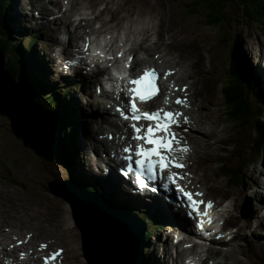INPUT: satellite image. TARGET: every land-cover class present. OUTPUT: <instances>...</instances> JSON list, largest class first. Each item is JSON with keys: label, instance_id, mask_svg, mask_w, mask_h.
I'll use <instances>...</instances> for the list:
<instances>
[{"label": "rangeland", "instance_id": "374dc122", "mask_svg": "<svg viewBox=\"0 0 264 264\" xmlns=\"http://www.w3.org/2000/svg\"><path fill=\"white\" fill-rule=\"evenodd\" d=\"M25 1L26 0H8L9 6L5 8L6 14L4 16L5 24L8 27L10 33V37L8 41L13 43L15 47L16 46L20 47V51L21 50L24 51V49L26 48L24 46L28 44L27 42L29 37L32 35H38L37 42L33 45L35 50L31 54V58H32L31 64H33L34 62L35 67H37V62H39L40 64L39 72L41 71V76L44 78L48 76V81L51 82L52 83L51 85L55 86L56 88L53 89L51 87H45L41 82L42 79L39 77V79L41 80L40 81L41 85L45 90H47L45 93L50 94V92L51 93L57 92L56 94L62 98L65 105L66 104L68 105L69 117L72 121L71 123L73 126L69 138L71 139L72 137L73 140L66 142V139L62 136L63 135L62 131L54 125V128L56 130L57 129L59 130V131L57 130L59 132V135L56 134V132L54 131L53 134L55 135V137L52 135L50 142L45 143L47 147L48 145L50 147L51 143H53L54 146V149H52L53 151L51 150V148L48 147V150L49 151L51 150L50 154L48 155V158L50 159L48 160L55 159L58 157L60 145L57 144H58V140L60 139L62 140V143L65 146L67 153L70 150L71 156L70 153L69 155H66L65 163H61L62 165H59V163L53 161L43 162L42 160H40L38 156H36L34 151L22 145V142L12 134V130L10 128V122L7 119V117L0 115V190H1L0 203L3 198V193L5 192L14 193V195L10 197L11 201H8L7 203L8 207H12L14 209V211H11L9 213V216L14 219L10 220L8 218L6 211H9V209L5 206L2 209L1 205H0V218L6 224L14 223L16 225L17 223L19 225L20 222H17L18 220L22 221L23 223L27 221L28 224H32V219H31L32 217L33 224L35 226L41 225L47 228H50L52 226L56 227L59 230V233L64 234L65 232V236L68 240V243L73 248L74 254H76V258L67 259L65 257V251L67 249L66 243L61 244L59 242L58 243L56 242V244L49 246L48 250L52 251L56 249L57 250L63 249L62 257H61L62 261L60 259L58 264H67V262L68 264H88L84 259V255H86V253L82 246V239H83V243H85L86 241V235L83 224L75 220V222L80 228L81 233H79L78 229L75 227L74 229H77L76 234L77 233L78 234L76 235L77 237L75 236V238H73L72 236L73 229L69 226L66 217L67 208L66 206H64L65 204H69V203L64 200L67 199L64 196V194L62 195L57 193L54 188L56 184H60L65 181L67 182V180L69 179L74 182H81V184L82 182H84L83 184L85 185V187L86 185H89L91 187V190L93 189L99 195L101 194L109 201H112L111 198L103 195L99 189L94 188L91 186V184L87 183L85 178L87 179L92 178L93 179L92 181H94V178L92 176L90 177V175L88 174L89 171L88 166L90 165V167H93V169L95 170L94 167L96 162L92 157L93 152L89 153L88 158H85L84 152L87 144L89 145V147L94 146V148L98 144H103V143L105 144V142L101 141L102 140L101 138L103 137H101L100 135H104L105 137L106 133L108 132L115 133V131L113 132V129L109 127H106L104 129V126L102 125L103 121H105L104 116L100 124L98 122L95 123V121L99 119V117L97 115H93V114L91 115V113L86 115V117L88 118H84V116H82L81 120L79 119V122L78 119L76 121V117L71 112L76 113V111H78L79 117L82 113L80 111L81 108L85 112H90V109L87 108L85 104V101H87L88 99L85 95L90 92L88 91L89 87L86 88L87 84H85V82L79 81L80 80L79 78L77 79L72 78L69 79V81H67L68 79L66 81L60 80L58 73L54 69L55 66L53 65L49 70H47L46 64H49L48 62L55 63L54 61H52V57L50 55L51 42H52L51 38L54 35H52V37H49V35L52 34V32H55V30L53 27L52 28L49 27L50 29L47 28L49 30H45V31L43 30L41 31V29L33 28L35 26L33 25L35 24L34 22L28 23V27L25 26L23 20L24 21L26 20L21 16L17 17L16 14H20V13L17 12V7L13 6L14 4L22 3V6L24 5V8H26L28 4ZM37 1H41V0H37ZM128 1L125 2H127L128 5L130 6H132V4L136 6L141 4L145 5L146 1L147 2L150 1L154 6H152L153 8H148L147 11L150 13V15L156 16V19L158 18V20H161L160 22L161 25L159 24V22H156L157 21L156 20L155 21L156 27L154 26L153 29L149 30L150 33H153L155 35V36L154 35L149 36L150 37L149 41L151 42V40H153V44H149V45L146 44L145 50L139 51L137 53L139 57H142L145 59V61H147L146 64H142L141 66L142 67L153 66L155 69L161 71V74H163L164 72H171L172 73L171 77L174 76L179 79L181 77V74L183 73L182 62H184L185 66L189 70L190 69L193 70L192 74L195 73L191 77L184 80V82L182 81L183 84L178 85L179 89L185 88L186 86L187 88L186 93L180 91L179 93H177V95H179L180 97H184L185 95L187 96L188 106L185 107L184 112L186 115L189 116L192 115L191 124L189 126L190 130H188L185 127H183V130H181L182 132H184V135L187 138V139L185 138L184 144L189 143V145H186L189 151L187 152V154H185L186 168L184 170V173H187L189 179L192 178L193 180L196 181V184L200 185L201 189L205 192V197L207 199H211L217 203L223 204L222 209H224L225 211L227 209L228 210L227 213H230L233 210V206H231L232 203L230 199L227 197V191L232 192L235 196V194L239 192L238 190H240V188L245 186L246 183L248 186H253L254 188L252 187L247 189L245 191L246 192L245 194L242 193L245 199L243 203H238L240 209L238 208L236 212L240 218L250 219L252 224H255V222L252 219V217H254V215L256 214L255 208L251 212L245 211L244 212L246 214L245 218L241 212H242L243 204L248 199H251V195H250L251 192L253 190H256L259 193V190L257 188L264 189V185L262 186L259 185L260 183H264V176L260 175V172L263 171L264 169V149L261 152L256 151V148H258L259 144H261L260 137L263 138V136L262 133L260 135L259 133L252 131L253 119H249L248 121L244 122V125L242 122L239 121H236L235 125L232 123V121L228 118V113L224 105L225 95L223 96V91L224 88L226 86H229L230 84L229 69L231 67L230 66L231 61L235 62V65L232 63L231 64L234 66V69L237 70L243 78H244L243 72L247 73L246 71H248L249 73L248 75L256 74L264 82V75H263L264 74V24L261 23L262 21H260L259 23L252 22L244 16L245 8H246L245 3H239V6L237 4L229 5L224 11L221 12L223 18L225 17V20H223L218 26H211L206 20L204 14L202 13L204 12V10L195 7V3H197L198 0H128ZM103 5L104 3L98 5V9H100ZM192 7L202 12L193 9ZM27 10L28 9H26V12L25 10L24 12L23 10L21 11L22 16L24 15L27 16ZM49 13L55 15V12L53 10H50ZM128 21L129 22L136 21L140 32L143 29H145L141 21L137 17L133 19H128ZM11 23L12 26H10ZM173 25H175L174 32H172L169 29V27ZM60 27L61 25L57 24V29L59 28L61 30ZM159 33H161L164 36L165 43L162 42L154 43V39L158 41L159 38L157 37V35ZM19 36H21L22 38L20 37L21 38L20 39ZM19 39L21 41H19ZM132 39H133L132 44L136 46H133L130 49H135L141 45V40L138 36L134 35L132 36ZM118 40L120 44H122L121 41L123 40L122 32L118 34ZM166 44H168V47H164ZM126 46L127 45L124 46L123 50L125 52H129L130 49L127 50ZM23 55L24 54L21 52V56ZM8 58L9 57H6L7 61ZM47 71L49 72V75L48 73H46ZM39 72H37V74ZM0 76L2 81L1 85L4 87L6 86V90L9 92V94L13 95V96L11 95L8 96V100H12V101L10 106L9 103H7L6 112L8 111L9 115L14 113L13 117H15V115L17 116L18 113L13 111L12 105L14 104L12 103H14V101L16 102V100L13 99V97L18 98L19 101L21 99L22 100L20 101L21 104L22 103L25 104L26 101L27 103L26 105L30 104V98L28 94L24 92L22 89H20L18 86L10 84L8 79L5 78V76L2 74L1 68H0ZM174 77L173 79H175ZM58 80L61 81L62 83H60ZM247 82L249 83L250 80L248 79ZM65 89H69L70 95L62 94V91ZM93 94L92 96L90 97L88 96V97L89 98L92 97L91 98L92 101H97L98 98L95 96V93ZM202 95H204V99L201 101V106L203 107V111L207 116L206 121H208L206 126L204 124L199 125L198 122H196L198 120L195 115L198 111L196 106H198L199 99L201 98ZM4 96L7 97V95ZM26 98L28 99V102ZM0 100L1 102H3L2 96H0ZM66 100H70V101L68 102ZM162 100H160V104H163ZM245 100L248 102L251 101L255 105L253 108L246 107L245 108L246 110L255 111L258 108L262 110V116L264 118V97L262 96V94L257 93L253 96L250 97L248 96V98ZM102 101L104 100L99 99L98 102H102ZM31 104L33 105V103ZM74 104L79 109L74 107ZM99 105L100 107L98 108L99 109L98 111H102L100 109H103V105L102 104ZM104 108L107 107L105 106ZM39 111L40 113L41 112L46 113L50 120V113L41 111L40 109ZM193 111H195V114ZM109 112H108L109 120L115 121L116 117L110 115ZM40 113H38L35 116L40 117ZM209 120L214 121L215 126H213L209 122ZM74 121L78 124H76ZM80 122L83 132L80 134V137H78V133H79L78 131L81 130ZM50 124L52 125L51 120H50ZM97 125L99 128L96 129ZM78 128L79 130L77 131ZM101 129L104 130L101 132ZM74 130L77 132H75ZM96 133L98 134V136H100V139L98 140L96 139L97 138ZM33 134L36 137L40 135L38 130L34 131ZM77 137L78 139H76ZM218 139H222V141H224L221 146L216 144ZM78 140H80V142L82 143V146H80V148L76 144ZM97 141H101V143L100 142L97 143ZM111 147L117 148L116 146H111ZM96 148L99 149V146H96ZM205 152L209 153L212 156V158L205 159L204 157ZM77 154H81L82 158L78 157ZM224 157L226 158V163L224 168L225 170L227 169L234 170L236 168L240 170L241 182H239V184H235V183L229 184L228 181L225 179V177L222 175V169L221 166L219 165L220 162L219 159ZM201 160H203L202 164H200ZM80 164H83L82 168L80 167ZM201 166H203L204 169H202ZM82 169L84 173L82 172ZM195 178L198 179L196 180ZM49 186L53 187V189L50 190L48 188ZM235 189L238 190L236 191ZM79 193H81V191H79ZM262 193H264V191H262ZM115 198L117 200L118 199L120 200V198H118L117 195ZM238 201L239 198L237 202ZM79 202L82 203L86 208H88V210L92 211L84 200L79 198ZM123 204L127 205L126 203ZM70 207H71V217L73 219H76L75 214H77L79 220L80 207H78L76 203L74 205V208L72 205ZM37 209L41 210L40 215H37V211H36ZM45 212L48 213L50 217L46 216ZM85 212L88 214L87 211ZM257 212L260 213V211ZM151 215L155 217L154 214ZM146 218H148V215H146ZM157 220L161 221V223L156 222ZM140 222L144 225V223L141 220ZM155 222L154 223L149 222L150 228H148L149 230H147L150 233H153L154 236L149 237L147 238V240H143L142 242V249H143L141 253L142 264H144L145 256L148 258L149 256L151 257L152 253L157 249L156 246L157 244H159V241L161 242V237L164 238V236H161L162 233L158 232V228L161 225L166 226V224H163L164 220L158 218L155 220ZM231 228L232 231L235 233L234 231L235 229L233 227H229L230 231L229 229L228 231L231 232ZM26 230L34 234V232L31 229L27 228ZM155 235L158 239L157 238L155 239ZM249 236H250L249 233L246 235H242V237H245L244 239L248 240L247 245L249 247H253L254 251L258 253L257 251L260 248L258 249L257 246L261 247V245L254 244L255 242L258 241V239L255 238L257 239L255 241V239L253 238L251 239V237ZM30 239H31L30 243L35 242L34 237H31ZM17 240H19V238H17ZM244 241L245 240L239 241L241 247H245L244 250H241L242 248H240L239 251L240 253H232L237 251L236 249H234L232 242L229 244L225 243L226 246H222L224 244L221 245L216 244L213 245L211 249L212 252L221 250L223 253L225 251H228L227 249H229L228 252H230L229 253L230 255L232 253V255L234 254L233 256L236 259L239 260L243 259L245 264H257L256 261L259 258H257L256 261L253 260L254 263L253 262L250 263L248 259L249 256L247 254H245L247 256L246 257L247 259L243 257V251H246V253L251 254L250 253L251 250L248 249V247L244 246L246 244ZM2 242H5L7 244L9 243L10 248H14L17 245L16 242L13 243V241H11L10 239L4 240ZM148 242L151 243L150 246L151 249L146 248V243ZM40 243H45V242L40 241L39 244ZM161 244L162 243H160L159 245ZM260 244H262V247L264 246L263 241ZM148 251H150V253H147ZM221 251L214 258H210V261H208L207 264H222L223 262L226 264H234L231 260L223 261L225 260V258L224 255H222ZM158 252L159 251L157 250L156 252H154L155 257L158 256V255L156 256V253L158 254ZM3 253L4 251L0 247V264H2L1 255H3V257H7L4 256ZM200 257H202V254L200 255ZM250 259L252 260V258ZM162 260L163 259H161V262ZM123 261H125V259H123ZM155 263L160 264V260L158 259ZM92 264H104V263H101L100 261L96 262L94 260Z\"/></svg>", "mask_w": 264, "mask_h": 264}, {"label": "bare ground", "instance_id": "6f19581e", "mask_svg": "<svg viewBox=\"0 0 264 264\" xmlns=\"http://www.w3.org/2000/svg\"><path fill=\"white\" fill-rule=\"evenodd\" d=\"M125 1H128V0H125ZM125 1L124 0H67V2H65V0H41V1L26 0L25 2H27V4H28L27 5L28 7L26 6V8H24V5L22 6V3H19V2H18L19 4H14L13 6L17 7V12L20 13V14H16L17 17L21 16L27 21L26 22L23 20L25 26L28 27V23L34 22L35 24H33V25H35V26L33 28L41 29V31L42 30L43 31L49 30L50 29L49 27H51V28L53 27L55 32L59 31V32L66 33L68 35V38L70 39V41L72 43L71 50H69L70 48L65 49L66 46H64L62 43L59 44V41H60L59 38H56V39L53 38V42L55 44H59V47L61 45L62 50H64V51H75L76 53H78V55H82L83 54L82 49L85 48V44L90 43V41H91V39H89L90 36L100 37L102 40V44H101L102 49L105 50L106 54H109L113 58L117 55L118 51L125 52L123 50L125 45H127L126 46L127 50L132 48L133 46H136V45L132 44V41H133L132 36H134V35L138 36L141 40V45L135 49H130L129 52H126L128 55L133 54L135 57V59L133 61V63L136 62L134 64V67H133V71H134L137 68H141L142 64H146L147 61H145L144 58L139 57L137 53L139 51L145 50L146 44H148V45L153 44V40H151V42L149 41L150 40L149 36L154 35V34L150 33L149 30L154 28V26L156 25L155 24L156 20H157L156 22H159V24L161 25V23H160L161 20H158V18L156 19V16L150 15V13L147 11L148 8H153L152 6H154V5H152V3L150 1L149 2L146 1L145 5L141 4L138 6H136L134 4H132V6H130ZM101 3H104V5L100 9H98V5H100ZM33 8H34V10H33ZM26 9H28L27 10V16H25V15L22 16L21 11L23 10V12H24V10H25V12H26ZM50 10H53L55 12V15L54 14L52 15L51 13H49ZM31 11H34V14ZM138 11H139V13H138ZM48 13H49V15H48ZM29 16H31V17H29ZM35 17H37V19ZM136 17L141 21L143 27L145 28V29L141 28V29H143L141 32L138 29V25H137L136 21H133V22L128 21V19H133ZM51 19H53V20H51ZM173 23H174V21H173ZM57 24L61 25V27H60L61 30L59 28L57 29ZM47 28H49V29H47ZM169 29L172 32H174L175 25L169 27ZM121 32L123 33V40H121L122 44H120V42L118 40V34ZM49 37H50V35H49ZM157 37L159 39H158V41L154 39V43H157V42L158 43H160V42L165 43L164 42L165 38L161 33H159L157 35ZM70 41H69V43H70ZM195 43H196V41H195ZM164 47H168V44H166ZM85 59H86L85 57H82L80 59L81 62L79 61V63L81 64V66L79 67V69H72L71 64H67L66 68L64 69L62 74L70 73V72H72V70H76L77 73L75 74V77H69V78H73V79L79 78L80 79L79 81L85 82V84H87L86 88L89 87L88 91H90V92L85 95L88 98L87 101H85V104H86L87 108L90 109V112H85L81 108L80 111L82 113H81L80 117L78 115V111H76V113L71 112L76 117V121L78 119V122H79V119L81 120L82 116H84V118H88V117H86V115L91 113V115L93 114V115H97L99 117V119H97L95 121V123L98 122L100 124V122L102 121V118L104 116L105 121H103L104 124L102 123V125L104 126V129L106 127H109V128L114 129V131L116 133L115 141L112 144L108 143L104 139V135H100L101 137H103V138H101L102 139L101 141L105 142V144L103 143V144L96 145V146H99V149L96 148V146H95V148H94V146L89 147V145L87 144V146L85 147L86 148L85 152H84L85 158H88L89 153L93 152L92 157L94 158V160L96 162L95 167H94L95 170L93 169V167H90V165L88 166V170H89L88 174L90 175V177L92 176L94 178V181H92L93 180L92 178H90V179L85 178L87 183L91 184L92 187L99 189L103 195L111 198L112 201H109L108 199H106L101 194H100L101 195L100 196L93 189L91 190V187H87V185H86V187L83 186L84 182H82V184H81V182H74L70 179L67 180V182L65 181V182H62L60 184H56L54 189L57 193L62 194V195L64 194V196L67 198L64 200L69 203V204H65L64 206H66V208H67L66 217H67L69 226L73 229V231H72L73 238H75V236L78 234V233L76 234L77 229H78L79 233H81L80 228L77 225V223L75 222V220L78 222H81V224H83L85 235H86V241H85V243H83V239H82V246H83L85 253H86V255H84V259L88 264H92L94 260L96 262L100 261L101 263H104V264H113V263L114 264H142L141 263V253L143 250L142 249V242H143V240H147V238H148V235L145 234V232H146L145 230H149L148 229V228H150L149 222L154 223L155 220L158 218L153 217L151 215L152 213L148 212L147 209H144L145 208L144 206H141V207L138 206L137 209H132V210L127 209L125 207V204H123V203H126L127 205L131 203V201L127 198V196L129 195L128 191H122V189L119 187V185L116 181V178L115 179L112 178L113 176L111 175L110 172L107 174V181L106 182H104L103 179L101 178L103 173H102V170L99 169V163L102 160H101V157L98 156V153H100L102 150L108 151V148H110L111 146H118L119 147L120 143L133 144L134 141L131 139L132 136H129L130 130L128 129V127L125 124L109 120L108 112L110 111V108L108 107L107 101L105 99L100 98V96H98L100 99L104 100L102 102H98V101H92L91 100L92 97L89 98L90 96H92L93 93H95V90L97 88L99 89V92H100V90L103 86L102 81H101L102 86L99 83L100 77H101V75L102 76L108 75V73H107L108 69L104 70L103 61H101V60H94L92 64H86L84 62ZM35 60H36V58H35ZM16 62H18V60ZM48 63L49 64H46L47 70H49L52 66V63H50V62H48ZM59 64H57V66ZM182 64H183V66H182V72L183 73L181 72L182 73L181 77L179 79L177 77H174L175 79H172V80L170 79L171 81L174 82V84H173L174 86H178V85L183 84L184 80H186L187 78H189L195 74V73L192 74L193 70L192 69L189 70L185 66L184 62H182ZM89 67H91L92 69L89 70L88 69ZM33 68L37 72H39V70H40L39 62H37V67L34 66ZM183 70H185V71H183ZM46 73H48V75H49L48 71ZM38 74H39V77L42 79V81L40 79H39V81H41L45 87H51L53 89H56L55 86L51 85L52 83L48 81V76H46L45 78L42 77L41 71ZM243 76H244V78H249V77H247V75L244 72H243ZM62 80L66 81V79H62ZM67 81H69V79ZM179 81H180V83H179ZM59 82L62 83L61 81H59ZM202 89H203V87H202ZM2 92H4V94H5V89L3 90L2 85H1L0 94H2ZM6 95H7V98H5V100L8 103H11L12 100H8V96L11 94H9V92L6 91ZM11 96H13V95H11ZM13 99H15L16 102L12 103V104H14V105H12V107H13V109L15 108L16 113H18L17 116L15 115V117H13L14 121H17V123H19V125L23 128V130L28 133L29 137L31 135L34 138L33 133H34V131L38 130L40 135L38 137H35L32 140V142L34 145H37L38 143H40L41 149L43 150L45 155L46 156L49 155L50 151L52 149H54V146H53V143H51L50 147L48 145V147L51 148V150L49 151L48 147L45 143L50 142L52 135L55 137V135L53 134L54 131L56 132V134L59 135V132H58L59 130L57 129L58 130L57 131L54 128V126L50 124V120H49L48 115L44 112L40 113L39 108L33 106L31 104V102H30V104H29L30 106H29V105H26L27 104L26 101H25V104H23V103L21 104V102H20V101H22L21 99H20V101L18 98H15V97H13ZM30 99H32V98H30ZM203 99H204V95L201 96V98L199 99L198 106H196L198 109L197 113L195 114V111H193V112L196 115V118L198 120L196 122H198L199 125L204 124L206 126L208 123V121H206L207 116L203 111V107L201 106V101ZM26 100L28 102L27 98H26ZM66 101L69 102L70 100H66ZM38 104H39V102H38ZM99 104L103 105V109H100L102 111H98L99 110L98 108L100 107ZM105 106L107 108H104ZM170 106H173V104H171ZM74 107H76L75 104H74ZM76 108H78V107H76ZM38 113H40V117L35 116ZM190 114H192V113H190ZM67 116H68V114H67ZM209 122L213 126H215L214 121L209 120ZM21 124H24V125H21ZM76 124H78V123H76ZM80 127H81V122H80ZM97 128H99L98 125L96 126V129ZM80 129L81 130H79V128L77 129V131L79 130L78 131L79 132L78 137H80V134L83 132L82 127ZM104 129H101V132ZM188 130H190V128H188ZM77 131H75V132H77ZM58 135H57V137H58ZM100 136H98V134H97L96 139L97 140L100 139V138H98ZM107 136H108V134H107ZM78 137L76 139H78ZM121 137H123V138H121ZM193 139H192V141H193ZM222 139H218L216 144L221 146L222 143L224 142V141H222ZM101 141H97V143L98 142L101 143ZM76 144L79 146V148H80V146H82V143L80 142V140H78ZM57 145H60L59 148L63 145L61 139L58 140ZM186 145H189V143ZM110 152L112 153L111 150H110ZM96 154H97V157H96ZM77 155H78V157L82 158L81 154H77ZM204 157H205V159L212 158V156L207 152H205ZM83 159H84V157H83ZM202 161L203 160L200 161V164H202ZM80 167L82 168L83 164H80ZM201 167H202V169H204L203 166H201ZM263 171H264V169H263ZM263 171L260 172V175L264 176ZM82 172H83V169H82ZM197 176H198V174H197ZM194 177H196V176H194ZM200 177H201V175H200ZM96 180L99 182H96ZM259 185L262 186V185H264V183H260ZM252 187L253 186H248L246 183V185L243 186L242 188H240V190L235 189L236 191L237 190L239 191L237 194H235V196L232 192L227 191V197L230 199V201L232 203L231 206H233V210L230 213H227V211H228L227 209H226V211L224 209H222V211H223V213L227 214V216H226L227 227H233L235 229L234 230L235 233L232 231V228H231V232H229L230 229L228 231L227 228L223 227L222 229L226 232V235L221 237L220 240L217 242L213 240L212 243H213V245L224 244L222 246H226L225 243L229 244L232 242L234 249L237 250L236 252H232V253H240L239 252L240 248H242L241 250H244L245 247H241L239 241L245 240L244 242L246 244L244 246L248 247V249L251 250V252H250L251 254H248V253H246V251H243V257L246 258L247 256L245 254H247L249 256L248 259H249L250 263H252V262L254 263V261H256V259L259 258L256 261V263L257 264H264V246L262 247V244H260L263 241V245H264V204L263 203L261 204V202L264 201V195H263L264 193H262V191H264V189L257 188L259 190V193L256 190H253L252 192L250 191L251 192L250 195L255 202V204H254V208L256 210L255 213L257 214L258 213L257 211H260V213H258L257 216L255 214L254 217H252L255 224H252L250 219L240 218L236 212V210L239 208L238 203H243V201L245 199L244 195H242V193L245 194L246 193L245 191L249 188H252ZM51 189H53V187H51ZM79 191H81V193H79ZM13 195H14V193H10V192L3 193V198H2L1 203H0V205L2 206L1 207L2 209L4 206L9 209V211H6V213H7V216L10 220L14 219V218L9 216V213L11 211H14V209L12 207H8L7 203H8V201H11L10 197H12ZM116 195L118 198H120V200L118 199L120 202L115 198ZM79 198L84 200L92 211L88 210V208H86L82 203H80ZM238 198H239V201L237 202ZM8 199H10V200H8ZM75 203L78 207H80L79 220H78L77 214H75L76 219H73L71 217V207L70 206L72 205L74 208ZM163 208H164V206H163ZM36 211H37V215L41 214L40 209H37ZM85 211H87L88 214ZM153 213L156 214L155 212H153ZM82 214H83V217H82ZM45 215L49 216V214L46 212H45ZM146 215H148V218H146ZM156 215H158V214H156ZM159 215H161V214H159ZM31 219H32V224H28L27 221L26 222L24 221L25 223H23L22 221L18 220L17 222H20V224L18 225L16 223V225H15L14 223L6 224L0 218V247L4 251V253H3L4 256H11V254L14 253L15 251H20V252L26 251V252H30L32 255V254H34L35 248H37V246L39 245V242L43 241L46 243V247L54 245V244H56V242L57 243L59 242L61 244L66 243L67 249L65 251V257L67 259L76 258V254H74L73 248L68 243V240L65 236V232H64V234H61V233H59V230L53 226L50 228L43 227L41 225L35 226L33 224V218L32 217H31ZM47 219H49V218H47ZM166 219L169 221L171 220L170 217H167ZM140 220L144 223V225L140 222ZM156 222L161 223V221H158V220ZM21 224L25 225V226H22ZM51 224H53V223H51ZM163 224H166V222L164 221ZM164 226L165 225H163V227ZM168 226H169V229H172V227L176 228V226L172 223H169ZM75 227L77 229H74ZM27 228L31 229L34 232V234L28 232L26 230ZM69 232H70V230H69ZM248 233H249V235H250L249 237H251V239L252 238L258 239V241L254 243L257 245L258 244L261 245V247L257 246L258 249L260 248L257 251L258 253H256L254 251L253 247H249L247 245L248 240L244 239L245 237H242V235H246ZM151 234L153 235V233H151ZM168 234H171V233H168ZM228 236H229V239H227ZM31 237L35 238L34 239L35 242L34 243L31 242L32 244L29 243V238H31ZM17 238H19V240H17ZM62 238H64V239H62ZM81 238H83V237H81ZM156 238L157 237L155 235V239ZM159 238H160V235H159ZM193 238L194 237L189 236L188 234L185 233V236L181 238V240L178 244L183 245L187 242H192ZM8 239L13 241V243L16 242L18 244L14 248H10L9 243L7 244L5 242H2L4 240H8ZM257 239H255V241ZM20 242H22V243H20ZM163 242L165 244L163 246L164 248H166V247L169 248V246L173 247V245L166 244V240L161 237V242L159 241V244L160 243L163 244ZM208 245L209 246H203V245H199L196 243H192L191 244V251L195 254L205 253V255L211 256V257H215L221 251V250H218V251L212 252V249H211L212 246H210V243ZM150 246H151L150 242L146 243V248L151 249ZM227 250L229 251V249H227ZM231 250H232V248H231ZM228 251H225L224 253L221 251L222 255H224V258H225V260H223V261L231 260L234 264H245L243 259H241V260L236 259L233 256L234 254L232 255V253H231V255H230L229 254L230 252H228ZM154 252L152 253L151 257L149 256V258L145 256L146 262L144 261V264H156L155 262L158 260V256L155 257ZM147 253H150V251H148ZM93 254H95L96 258L94 257ZM98 254H100L105 259V261L102 258L98 257ZM219 256H221V255H219ZM31 258L33 259V257H31ZM250 258H252V260ZM123 259H125V261H123ZM61 261H62V259H61ZM164 261L166 263H168L169 259L167 258L166 260H163V262ZM12 263L22 264V260L20 257L15 255L12 258ZM25 264H29V263H25ZM67 264H68V262H67ZM222 264H226V263L223 262Z\"/></svg>", "mask_w": 264, "mask_h": 264}, {"label": "snow or ice", "instance_id": "6c2138e0", "mask_svg": "<svg viewBox=\"0 0 264 264\" xmlns=\"http://www.w3.org/2000/svg\"><path fill=\"white\" fill-rule=\"evenodd\" d=\"M67 2V0H65ZM89 48L85 44V50ZM99 56L101 53H96ZM119 55H123L120 53ZM109 59H113L110 57ZM135 57L129 56L126 67L129 68V80L126 88L123 89L128 96L125 102L126 108L121 110L117 108L120 116L130 121L132 129L131 139L135 144H129L123 148L126 153L124 160L125 166L122 171L132 173L136 177L137 186L145 188L147 182L156 183L164 181L163 187L168 185L175 186V189L186 198L187 204L191 212L198 215H207V209L212 207V202H204L196 200L195 197L202 196L200 192H189L186 190V185H181L178 181H183L187 177V173L181 175L179 172H174L172 169H183L185 165L181 163L183 157L189 151L186 144H182L175 128L180 126V118L183 117L184 123L188 122V117L178 110H171L166 107L152 108L151 104L155 103L163 96L162 103L165 106L175 104L182 107H187V96H176L173 99L175 92H185L187 88H176L170 86L165 94L159 81L167 80L172 73H159L155 68H137L134 71L133 61ZM140 105H145L141 108ZM186 130V129H185ZM113 137L109 136V139ZM123 138V137H121ZM199 205H204V211L199 209ZM211 223V220L208 221ZM203 224H201V227ZM22 243V242H20ZM46 247L41 245V249ZM62 249L50 253L44 258V264H49L50 261H55L62 253ZM23 257V253H21Z\"/></svg>", "mask_w": 264, "mask_h": 264}, {"label": "trees", "instance_id": "16d2710c", "mask_svg": "<svg viewBox=\"0 0 264 264\" xmlns=\"http://www.w3.org/2000/svg\"><path fill=\"white\" fill-rule=\"evenodd\" d=\"M239 3L246 4L244 13V16L246 18L255 23H259L260 21H262L261 23L264 24V0H198V2L195 3V7L203 9L205 13L195 9L194 7L192 8L202 12L211 26H218L223 20H225V17L223 18L221 12L224 11L229 5L237 4L239 6ZM8 6V0H0V55H2L5 60L4 70L6 72V76L13 85L18 86L28 94L29 98H32L30 99V102H32L33 105H35L42 111L50 113V120L52 125H55L62 131V136L66 139V142L72 141V137L71 139L69 137L71 135L73 126L71 123L72 121L69 117L68 105H65L62 98L56 94L57 92H50V94L45 93L47 90H45L41 83H39V75L33 68L35 66L34 62L31 65L30 53L32 54L35 50L33 45L37 42L38 35L29 37L27 42L28 44L24 46L26 47L24 51H20V47H15L13 43L8 41L10 33L4 19V16L6 14L5 8H7ZM10 26H12V23L10 24ZM20 37L21 36H19V38ZM20 39L19 41H21ZM21 52L24 54L23 56H21ZM6 57H10L8 58V61L6 60ZM17 60L18 62H16ZM231 63L234 64L233 61H231ZM231 63V67L229 69L230 84L229 86H226L223 91V96L225 95L226 98H224V105L228 113V118L234 125L236 124V121L242 122L244 125V122L248 121L249 119L254 120H252V131L259 133L260 135L262 133L263 136V138L260 137L261 144H259L258 148H256L257 152H261L264 149V118L262 116V110L258 108L255 111L246 110V107L253 108L255 105L251 101L248 102L245 99H247L248 96L250 97L257 93L262 94V96L264 97V82L256 74L248 75V71H246L247 73L245 74L249 78H243L240 73L234 69V66ZM248 79L250 80L249 83L247 82ZM62 94L69 95V89L63 90ZM41 152L44 153L43 150ZM34 153L43 162L53 161L59 163V165H62L61 163H65L66 155H69L70 150L67 153L65 146L62 145L59 148L58 157L51 160H48L50 159L47 157L48 155H39L35 151ZM225 163L226 159H221L222 169H224ZM222 175L225 177L229 184H239V182H241L240 170L238 168L234 170H223ZM146 235L151 236L152 234L146 233ZM93 255L95 257V254ZM98 257L102 258L105 261V259L100 254H98Z\"/></svg>", "mask_w": 264, "mask_h": 264}, {"label": "water", "instance_id": "95a60500", "mask_svg": "<svg viewBox=\"0 0 264 264\" xmlns=\"http://www.w3.org/2000/svg\"><path fill=\"white\" fill-rule=\"evenodd\" d=\"M1 62H0V68H1V72L2 74L5 76V78H7L6 76V72L4 70V57L1 55V58H0ZM235 64V62H234ZM8 79V78H7ZM9 81V79H8ZM10 82V81H9ZM1 76H0V88H1ZM11 85H13L11 82H10ZM3 90L5 89V93H6V86H2ZM6 94H4V92H2V94H0V96L3 97V102H1L0 100V115L2 116H6L7 119L9 120L10 122V127H11V130H12V134L17 138L19 139L23 146L27 147L28 149L30 150H33L35 151L36 153H38L39 155H44L45 156V153H42V149H41V146H40V143H38L37 145H34L32 140L36 137L34 136V138L30 135H28V133L26 131L23 130V128L19 125V123H17V121H14L13 119V114H8V111L6 112V109H7V101L5 100V98H7L6 96H4ZM11 105V103H9V106ZM21 105V104H20ZM2 109V110H1ZM13 111H15V108L13 109ZM16 112V111H15ZM12 115V116H11ZM41 149V150H40ZM49 189L51 190V187L49 186Z\"/></svg>", "mask_w": 264, "mask_h": 264}]
</instances>
